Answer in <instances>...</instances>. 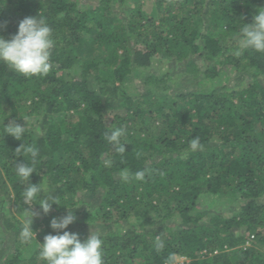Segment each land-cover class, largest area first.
<instances>
[{"label":"trees","instance_id":"obj_1","mask_svg":"<svg viewBox=\"0 0 264 264\" xmlns=\"http://www.w3.org/2000/svg\"><path fill=\"white\" fill-rule=\"evenodd\" d=\"M260 7L0 0V36L40 14L55 40L47 75L25 77L0 61V264H45L37 242L65 207L76 217L67 231L102 238L105 264H264V53L236 39ZM165 63L187 76L182 90L170 71L147 72ZM12 118L25 122L20 140L3 134ZM115 128L124 153L105 138ZM23 145L40 149L30 182L51 189L39 198L59 204L47 215L23 198ZM205 197L230 206L209 212ZM30 208L37 242L21 237Z\"/></svg>","mask_w":264,"mask_h":264},{"label":"clouds","instance_id":"obj_2","mask_svg":"<svg viewBox=\"0 0 264 264\" xmlns=\"http://www.w3.org/2000/svg\"><path fill=\"white\" fill-rule=\"evenodd\" d=\"M236 39L241 49L264 53V7L256 9L250 23L242 24ZM54 47L53 30L47 19L40 14L26 16L19 22L16 33L10 39L0 36V61L25 77L44 76L52 67L51 57ZM3 129V134L10 135L16 140H20L26 131L25 122L18 123L15 118L9 119L7 124L3 125ZM124 134V129L121 128L112 129L104 134L117 153L126 151L125 144L120 143V138ZM197 145L198 140L194 139L192 147L196 148ZM23 149L30 160L17 163L15 167V174L24 186L23 198L26 203L37 201L34 204L39 205L43 214L47 215L54 204L59 205L57 199L53 197L40 199V194L48 193L51 188H45L40 182L35 184L30 182V176L38 170L36 165H41L43 161L40 158V149L32 145H23ZM124 175L128 177V173ZM135 176L137 179H143L144 173L138 172ZM65 208L67 210L65 215L50 220L49 226L52 232L46 234L41 243L36 241V232L32 228L33 217L38 213L30 208L28 210L30 214L25 215L23 220L21 237L26 242L32 240L37 242L39 257L45 264H105L102 238L95 231H91L87 238L81 240L79 233L67 231L76 217L71 211L72 208ZM163 247V241L157 236V250Z\"/></svg>","mask_w":264,"mask_h":264},{"label":"rangeland","instance_id":"obj_3","mask_svg":"<svg viewBox=\"0 0 264 264\" xmlns=\"http://www.w3.org/2000/svg\"><path fill=\"white\" fill-rule=\"evenodd\" d=\"M142 9L144 10L145 13H148L149 10H150L149 7L146 4L142 7ZM117 13H118V11H117ZM102 47L100 46V47H97V48H94V49H95V51H103V48ZM81 51H82V48H81ZM82 52L85 53V52H88V50H85L84 49V51H82ZM167 68H168V66H167L166 63L164 65H161L160 64L158 66L153 65L151 68H149L147 70V72L148 71H151V72H156V73L159 72L160 73V72L170 71ZM171 70L172 71H170V73H171V75L173 77V80H175V82L172 83L173 84V88H176V89L178 88V89L182 90L183 83L182 84H179L180 83L179 80L181 79V77L183 75L180 74V72H179V70L177 68H174V69H171ZM183 78H184V80H187V76L184 75ZM199 204L200 205H203V206L209 205V208H208L209 209V212H214V211H217V210H223V208H224V210H228V208L230 206V203L229 202H225L224 205H223V202H221L220 205H222V206H220L219 204H217V202L215 200H212V197H205V198H203L200 201ZM182 260H184V257L183 256H179V257H176L175 258L174 262L176 264V263H180Z\"/></svg>","mask_w":264,"mask_h":264}]
</instances>
